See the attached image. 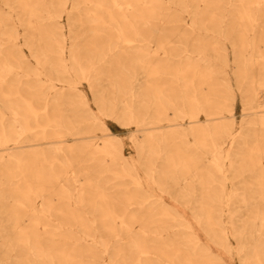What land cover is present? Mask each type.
I'll use <instances>...</instances> for the list:
<instances>
[{
  "label": "bare ground",
  "instance_id": "obj_1",
  "mask_svg": "<svg viewBox=\"0 0 264 264\" xmlns=\"http://www.w3.org/2000/svg\"><path fill=\"white\" fill-rule=\"evenodd\" d=\"M70 1L0 6V264H227L176 210H159L106 119L161 153L140 155L146 180L191 209L210 242L232 254L228 214L240 264H264V0H169L213 35L165 0Z\"/></svg>",
  "mask_w": 264,
  "mask_h": 264
},
{
  "label": "rangeland",
  "instance_id": "obj_2",
  "mask_svg": "<svg viewBox=\"0 0 264 264\" xmlns=\"http://www.w3.org/2000/svg\"><path fill=\"white\" fill-rule=\"evenodd\" d=\"M71 0L69 2V6L72 4ZM166 2H169L167 4L171 5L172 9H176L179 10L182 14V18L183 20L188 24V26H193L195 28V31L197 33H203L205 35H213L211 30H202L200 29V23H196L194 25L192 17L190 15L189 12L183 10L182 7L173 4L172 2H170L169 0H165ZM235 0H231V2H234ZM0 6L5 10V11H10L12 9H10L9 5L5 4L4 0H0ZM231 6H227L226 8V13H227V17L223 23V28H225L227 26V24L229 23V12H230ZM68 12H64L62 13L59 21H60V26H62L65 31L67 32V35H69V30L70 28H72V26L69 24V20H68ZM12 19H13V24L16 26L17 30L19 31V39H18V44L20 46V50L22 51V53L24 54L25 58L28 60V62L30 63V68L31 66H38L37 61L35 59V57L32 55V52L30 50V48L26 45L25 43V38L23 37L25 31L23 29V27L21 26V24L18 21V14L15 11H12ZM4 25V24H3ZM169 25V24H168ZM171 25V23H170ZM207 39H211L210 37ZM224 43L225 46L228 48V56H229V65H228V72H229V76L231 79L232 84L235 87V93H236V103H235V117H236V129L239 128V122L241 119V114H242V95L241 92L238 90L237 86H236V65L234 63V53H233V48L231 45V42L228 40L224 39ZM70 40L68 39L67 41V46H70ZM120 47V43H118V49ZM4 52V51H3ZM179 56V55H178ZM59 86H61L62 90H64L67 94L72 93V91L70 90V87L68 86L67 83H60L58 84ZM79 88L81 90H83L87 97L90 100L91 106L92 108L97 112L98 108L97 106L93 103V94L92 91L88 85L87 82L83 81L80 85ZM77 100V99H76ZM261 100L264 101V94H261ZM201 119L204 120L205 116L204 114L201 115ZM108 126L111 128V130L118 134L121 135L124 138V153L126 154L128 161L130 162V164L134 165L137 169V172L140 174V177L142 179V184H143V188L147 191L146 193L149 194L153 199L157 200V202L161 203L162 206H159V210H169V209H174L178 212V216L185 218L186 221L188 222V224L191 227H194L197 231V233L199 234V236L201 237V239L204 242H209L211 245V248L217 252L220 253L226 260L227 264H240V257L239 254L237 252V239L235 237H233V235L231 234L233 231L232 225L229 222V216L228 214L224 215V221H225V225L227 227V229L229 230L230 236H229V241L230 244L233 247V252L232 254H228L226 252H224V250L219 247L217 244L210 242L207 234L205 233V231L199 226V224L195 223V218L193 215V211L191 209H189L188 207L185 206V204L182 201H179L177 199H175L173 197L172 194H170V192H165L162 191L160 188H158L157 186H155L153 183L148 182L146 180V175L144 173V165L142 164V160L140 158V155H145L147 157H156V160L161 161V156H160V152L158 151H142L140 150L138 147H136L135 144H133L130 139H129V135L130 132L135 130V127H131V128H127V127H123L121 126L119 123H117L114 120L111 119H106ZM138 134V133H137ZM140 140V139H139ZM230 146L228 144L225 145V148H229ZM160 159V160H159ZM125 180L120 179L118 180V184H124ZM115 184V183H114ZM117 184V185H118ZM232 188V183L228 182V192H230ZM173 193V192H172ZM137 206L133 205L132 210L136 209ZM81 209L84 211L86 217L90 220L93 221L96 219V216L91 213V211H89V209H87L86 207H82ZM140 228V224L139 223H135L133 225V231H137ZM99 232H97V237L99 238ZM101 259L106 261L107 264H111L110 263V259H112V257L108 254H105L103 256H101Z\"/></svg>",
  "mask_w": 264,
  "mask_h": 264
}]
</instances>
